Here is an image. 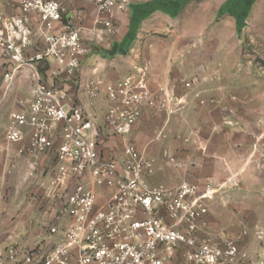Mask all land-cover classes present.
Wrapping results in <instances>:
<instances>
[{
	"label": "built area",
	"instance_id": "obj_1",
	"mask_svg": "<svg viewBox=\"0 0 264 264\" xmlns=\"http://www.w3.org/2000/svg\"><path fill=\"white\" fill-rule=\"evenodd\" d=\"M134 1L94 0L90 28L81 25L80 10L56 0H21L13 16L0 11L2 84L22 68L32 81L25 108L9 114L5 137L28 159L53 157L55 177L46 195L58 202L46 224L48 251L9 244L0 264H169L177 253L184 264H264V249L244 250L240 233L201 234L215 196L232 179L218 187L207 180L168 187L146 178L154 160L128 139L143 107L152 104L145 70L116 81L79 75L91 51L85 41L109 43L119 14ZM158 92L157 107L166 116L184 106L174 88ZM99 100L106 102L102 125L94 113ZM116 140L120 154L107 156L106 146ZM253 238L264 242V222L255 224Z\"/></svg>",
	"mask_w": 264,
	"mask_h": 264
},
{
	"label": "crops",
	"instance_id": "obj_2",
	"mask_svg": "<svg viewBox=\"0 0 264 264\" xmlns=\"http://www.w3.org/2000/svg\"><path fill=\"white\" fill-rule=\"evenodd\" d=\"M20 1L0 0V11L7 16L17 15ZM56 1L64 5L69 11L80 10L82 13L81 25L86 28L91 27L92 19L96 15L94 0ZM255 1L136 0L128 5L126 12L119 14L116 22L118 32L109 38V43L106 42L104 46H99L85 41V44L90 50L94 46L98 49L111 47L112 44L128 40L130 34L137 29L144 31L148 38H150L149 33L163 34L166 39L163 42L160 40L161 43L173 44L172 39L176 30L180 29L185 35L196 32V34L199 33L205 36L211 26L218 25L217 21L219 20L220 22L226 21L232 33L238 32L243 27L241 17L246 10H251ZM173 47L174 45L168 46L171 49L169 54L164 51V54L153 56L162 60L159 65L160 73L147 75L149 90L152 97L155 98V103L143 107L139 125L136 124L133 130V132L136 131L135 138L131 141L146 157L152 158L155 164L154 156L161 154L164 142L150 140L148 128L151 123L156 124L158 122L161 125L159 129L164 131L165 138H167L168 130L174 128V126L178 127L184 121L187 123V131L185 134L183 133L184 135L181 138L176 136L177 140L173 136L168 143L169 146L167 145L165 153L174 158V162L161 164L160 160L162 159H156L159 162L156 165L153 164L152 173L147 174L146 178L153 184H163L168 187L176 186L183 181L195 182L197 180H207L214 187H218L227 177L235 174L237 187L234 191L238 189L242 191L240 197L229 202L235 203L233 208L236 213L231 216L234 222L227 224L221 219L220 215L223 212H221V208L225 199L222 195L224 190L220 191L210 206L208 221L202 228L201 234L203 236H221L240 233L243 236L241 246L244 250L252 253L262 250L264 249V242L258 243L253 240L252 243L248 244L243 234L252 223L264 222V208H259L257 201L248 198L244 191L251 186L249 181H252L247 178L248 168L243 159L244 155L249 153L246 147L248 136L243 131L233 132L230 128L224 126L223 115H221L223 105L221 103L212 102L205 107H199L195 99L200 96V93L195 95V91L184 88V83L177 82L176 78L170 77L171 86L174 88L176 96H186L184 107L172 116H166L157 107V100L160 97L159 88H170L167 83L162 81L167 77L163 78L161 75H167L168 77L169 75H176L175 69L171 68L176 65L175 63L171 64L167 61L165 64L163 63V60H167V58L174 60L179 58L176 54L172 55V52H176L173 51ZM33 50L35 49L28 50V52ZM82 65L79 75L82 80H86V73L83 72ZM2 71L3 68L0 65V251L4 250V247L9 244L19 243L18 240L12 237L13 234L10 233L11 237L7 234L8 231L11 232V224H16L24 215L29 217L34 212L45 213L48 222L53 216L54 211L52 209L58 205V202H52L47 196L48 193L50 194L48 190L49 183L55 177L53 157L51 155L49 157L44 156L40 158L39 162L28 159L26 156L18 154V144L8 143L5 137L9 125V114L25 108L24 101L29 96L32 83L30 71L28 68H22L14 75L13 80L7 86L2 84ZM96 105L105 106L106 102L99 100ZM103 112L97 117L101 125L103 124ZM168 124L170 125L168 126ZM24 131L26 135L30 132L29 129ZM120 149L116 147L112 153V149L108 150V146H106L105 153L107 156L119 155ZM142 149H145V151ZM176 162H181L182 165L178 166ZM56 188L58 192L63 190V187L60 186H56ZM4 228L7 230L6 232L3 230ZM8 236L10 242L5 243L4 240H8ZM44 240L47 243L52 238L47 237V234H45L42 241ZM31 245L28 247H31ZM169 264L184 263L177 253L176 260Z\"/></svg>",
	"mask_w": 264,
	"mask_h": 264
},
{
	"label": "rangeland",
	"instance_id": "obj_3",
	"mask_svg": "<svg viewBox=\"0 0 264 264\" xmlns=\"http://www.w3.org/2000/svg\"><path fill=\"white\" fill-rule=\"evenodd\" d=\"M217 24L211 26L205 36L196 34L194 31L193 34L185 35L180 29L176 30L172 39L173 44L161 43L166 39L163 34L149 33L150 39L144 31L137 29L130 34L128 40L114 42L115 44L111 47L98 49L94 46L87 54L82 70L86 73L87 81L98 77L122 80L138 69L145 70L147 75L160 73L159 65L162 60L153 56L164 54V51L169 54L171 49L168 46L174 45L173 51L176 52H172V55L176 54L179 58L177 60L167 58L163 60V63L165 64L166 61L175 63L176 65L171 68L175 69L176 75H169V77L161 75L163 78L167 77L162 81L173 88L170 77L176 78L177 82L184 83V88L195 91V95L200 93L195 100L201 108L212 102L221 103L224 126L233 132L243 131L248 136L246 147L249 153H246L243 159L248 168L247 178L252 180L249 181V185L252 187L249 186V190L244 191L248 198L257 201L259 208H264V0L255 1L244 19L243 27L238 32L232 33L226 21L219 20ZM200 100L204 103L200 104ZM152 103H155V98L152 99ZM104 108V105H94V113L97 117ZM139 122L140 118L137 125ZM160 126L156 122V124L151 123L148 128L151 141L164 142L161 154L154 156V165L159 162L156 159H162L161 164L172 163L169 161L171 156L165 153L167 145L173 136L177 140L176 136L181 138L187 131V123L184 121L178 127L174 126L168 130L167 138H165L164 131L159 129ZM135 132L128 137L129 140H134ZM117 141L115 145H107L108 150L112 149V153L116 147L121 148V141ZM142 150L145 151V149ZM177 163H179L178 166L182 165L181 162ZM234 176L235 174L230 175L223 181L226 182L228 179L233 181V185L228 184L222 192L225 202H223L221 208L223 212L220 216L227 224L234 222L231 216L236 213L233 208L235 203L229 202L240 197L242 191L239 189L234 191L237 187ZM46 222L45 213L34 212L29 217L24 215L19 222L11 224V232L8 231L7 234L9 236L10 233L13 234L12 237L20 243H13V245L22 251L40 245L43 254L48 251V249L45 250V246L49 243L42 241L46 234ZM255 224L252 223V227L249 226L243 232L248 244L254 240ZM3 230L7 231L5 228ZM9 236L8 240H4L5 243L10 242ZM30 244H32L31 247H28ZM10 264L19 263L11 262Z\"/></svg>",
	"mask_w": 264,
	"mask_h": 264
},
{
	"label": "trees",
	"instance_id": "obj_4",
	"mask_svg": "<svg viewBox=\"0 0 264 264\" xmlns=\"http://www.w3.org/2000/svg\"><path fill=\"white\" fill-rule=\"evenodd\" d=\"M246 15H247V10L244 12L243 16L241 17L242 24H243V21H244Z\"/></svg>",
	"mask_w": 264,
	"mask_h": 264
}]
</instances>
